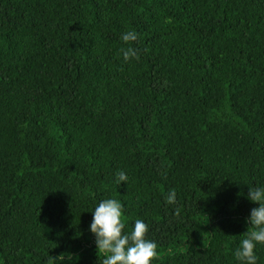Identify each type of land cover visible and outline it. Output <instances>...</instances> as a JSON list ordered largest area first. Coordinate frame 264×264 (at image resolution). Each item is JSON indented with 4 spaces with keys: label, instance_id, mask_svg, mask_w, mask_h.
Listing matches in <instances>:
<instances>
[{
    "label": "trees",
    "instance_id": "1",
    "mask_svg": "<svg viewBox=\"0 0 264 264\" xmlns=\"http://www.w3.org/2000/svg\"><path fill=\"white\" fill-rule=\"evenodd\" d=\"M257 182L264 0H0V264H101L105 198L152 264H236Z\"/></svg>",
    "mask_w": 264,
    "mask_h": 264
},
{
    "label": "clouds",
    "instance_id": "2",
    "mask_svg": "<svg viewBox=\"0 0 264 264\" xmlns=\"http://www.w3.org/2000/svg\"><path fill=\"white\" fill-rule=\"evenodd\" d=\"M139 38L135 30L124 32L120 39L129 45L122 48L123 60L139 59V52L132 43ZM129 176L124 170L116 174V183L128 182ZM247 198L257 203L247 217L249 229L243 235L239 245L234 250L236 264H258V246L264 245V184L249 185ZM166 203L174 205L177 202V192L173 189L165 196ZM93 218L89 230L95 235L98 252L104 254L101 264H152L158 257L157 242L148 238L149 225L145 220L137 218L127 231L125 230V204L117 198H105L97 202L91 210ZM56 264H73L71 255L61 254L53 257ZM78 257L76 260L78 261Z\"/></svg>",
    "mask_w": 264,
    "mask_h": 264
}]
</instances>
